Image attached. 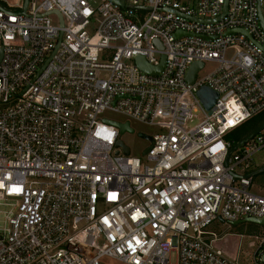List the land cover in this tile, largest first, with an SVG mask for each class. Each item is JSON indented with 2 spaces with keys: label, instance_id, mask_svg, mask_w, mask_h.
I'll return each instance as SVG.
<instances>
[{
  "label": "built area",
  "instance_id": "1",
  "mask_svg": "<svg viewBox=\"0 0 264 264\" xmlns=\"http://www.w3.org/2000/svg\"><path fill=\"white\" fill-rule=\"evenodd\" d=\"M115 1L0 0V264H242L210 228L264 219V129L227 139L264 114V0ZM107 112L159 130L145 154Z\"/></svg>",
  "mask_w": 264,
  "mask_h": 264
},
{
  "label": "rangeland",
  "instance_id": "2",
  "mask_svg": "<svg viewBox=\"0 0 264 264\" xmlns=\"http://www.w3.org/2000/svg\"><path fill=\"white\" fill-rule=\"evenodd\" d=\"M9 6H15L18 4H22L23 0H4ZM95 3H100V0H93ZM54 20V19H53ZM106 57L110 55L109 52L105 53ZM216 66L213 63H205L204 68L199 72L198 78H202L206 75H209L215 70ZM199 117V116H198ZM103 118H107L109 120H113L118 123H125L127 120L115 113L107 112L103 115ZM130 127L134 131L133 134L124 133L120 135L121 142L128 147L130 151V156L135 158H140L142 156L143 151L149 146V142L145 139L139 137V134H143L149 137H152L159 133V130L154 127L145 126L133 121H130ZM263 123L262 119L252 120L236 131L232 132L228 135L227 139L232 140L234 142H239L241 139L251 134L255 129H257ZM197 124V121H195ZM253 163L249 171L251 173L258 171L259 169L264 167V150H261L253 157ZM239 173V171H236ZM264 185V172L259 173L254 176V186L251 191L255 194H262L260 189ZM230 227L228 232L239 234L241 237L239 241V257L240 263L242 264H250L252 261V252L255 248L250 247V244H254L255 246L258 244V238L264 234V225L259 226L252 223H242L236 226H227L224 227L221 224H215L210 228V231L215 234L219 232H226L224 229ZM105 264H118L112 260H104ZM170 264H176V257L173 253L170 258Z\"/></svg>",
  "mask_w": 264,
  "mask_h": 264
},
{
  "label": "water",
  "instance_id": "3",
  "mask_svg": "<svg viewBox=\"0 0 264 264\" xmlns=\"http://www.w3.org/2000/svg\"><path fill=\"white\" fill-rule=\"evenodd\" d=\"M108 1H110L112 3H115V4L119 5L120 7H123V3L122 2H117L115 0H108ZM26 7H27V0H23V12L26 10ZM225 9H226V6L224 7L223 13L225 12ZM259 21H260V25H261L262 29L264 30V22H263V19H262L261 16H259ZM233 33H242V34L246 35V33H244L243 31H239V30H235V31H233ZM179 35H180L179 33H176L175 37H177ZM164 60H165V58L161 57L160 63H159V65L157 67H150L144 62V60L142 58H137L135 60V65L142 72H144L146 74H149V75H155V74H158L162 70L163 64H164ZM199 67H201V65H199V64H195L194 66H192V68L190 70V73L188 75V78H187L188 83L191 84L193 82L195 72H196V70ZM198 98L200 99V101H201L202 105L204 106V108L206 110H210V108L214 105L215 100L217 99V94H215L213 91L209 90L208 88H201L198 91ZM111 124H113L116 128L119 129V134L120 135H123L124 133H130V134L134 133V131L129 127V123H123V124L122 123H111ZM263 129H264V122L257 129H255L251 134H249L246 137H244L243 139H241L231 149L229 154L233 150L237 149L238 147H240L241 145H243L244 143L249 141L252 137H254L256 134L261 132ZM139 137L149 141L150 143H152L151 138L147 137L146 135L139 134ZM115 148L122 149L123 155H125V156L129 155V149L127 147H125L124 144L121 141H117L116 142ZM147 151L148 150H145L143 152V154H145ZM117 154H119V151L116 152V155ZM225 164H226V161H225ZM262 172H264V167L259 169L256 172L251 173L250 176L254 177L255 175H257L259 173H262ZM242 223H252V224H255V225L262 226V225H264V219H262V220H256V219H251V218L242 219V220H239V221L231 223L230 226H236V225L242 224ZM262 261L264 263V256H263Z\"/></svg>",
  "mask_w": 264,
  "mask_h": 264
},
{
  "label": "crops",
  "instance_id": "4",
  "mask_svg": "<svg viewBox=\"0 0 264 264\" xmlns=\"http://www.w3.org/2000/svg\"><path fill=\"white\" fill-rule=\"evenodd\" d=\"M221 224V223H216ZM215 225V224H214ZM223 227L225 225L221 224ZM230 227L224 229L226 232H219L217 235L221 237L219 246L227 253L230 257H236L237 251L239 250V241L242 236L228 232Z\"/></svg>",
  "mask_w": 264,
  "mask_h": 264
},
{
  "label": "trees",
  "instance_id": "5",
  "mask_svg": "<svg viewBox=\"0 0 264 264\" xmlns=\"http://www.w3.org/2000/svg\"><path fill=\"white\" fill-rule=\"evenodd\" d=\"M255 119H262V121L264 122V114H262L261 116L255 118ZM255 119H252V120H255ZM252 120H251V121H252ZM249 122H250V121H249ZM247 123H248V122H247ZM245 124H246V123H245ZM245 124H244V125H245ZM242 126H243V125H242ZM242 126H240V127H242ZM240 127H239V128H240ZM239 128H237V129H239ZM237 129H235L234 131H236ZM234 131H232V132H234ZM232 132H231V133H232ZM231 133H230V134H231Z\"/></svg>",
  "mask_w": 264,
  "mask_h": 264
}]
</instances>
